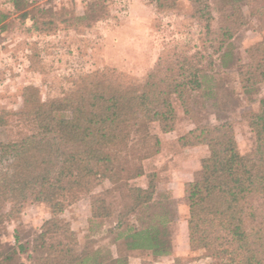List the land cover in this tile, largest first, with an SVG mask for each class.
<instances>
[{
    "label": "trees",
    "instance_id": "16d2710c",
    "mask_svg": "<svg viewBox=\"0 0 264 264\" xmlns=\"http://www.w3.org/2000/svg\"><path fill=\"white\" fill-rule=\"evenodd\" d=\"M28 1L11 0L16 9ZM189 1L204 29L202 48L165 52L141 81L114 70H96L54 99L40 100L36 90L24 88L19 114L32 127L16 140L0 142L8 161L0 172V207L5 193L10 202L6 212L0 211V224L27 202L46 203L51 217L30 245L21 243L17 234L14 246L3 249L0 241V264H127L125 254L131 250L151 252L155 263L171 253L174 238L169 225L177 217L171 203L154 200L156 174H145L141 165L142 159L158 152L160 143L148 124L156 122L162 133L172 131L177 120L174 103L189 112L188 100L201 89L213 56L221 67L229 66L230 41L247 23L244 8L264 30V0H220L222 23L217 28L211 26L210 0ZM27 14L21 11L20 18ZM5 18L0 11V23ZM82 19L85 16L71 21ZM32 26L37 29L34 22ZM245 52L248 61L237 66L239 82L248 92L264 87V41ZM244 117L254 138L251 153H240L229 120L196 124L177 138L183 148L208 149L200 160V173L187 183L185 222L189 250L203 251L212 264H264V96L258 110ZM6 123L0 113V126ZM140 141H150L151 151L133 152L131 145ZM143 176L145 186L130 183ZM104 180L112 185L105 192L117 193L122 203L110 230L112 247L93 249L87 242L78 250L73 229L59 214ZM109 208L103 195L90 200L92 218L109 216ZM142 209H152L148 219H127ZM22 253L25 262L16 260Z\"/></svg>",
    "mask_w": 264,
    "mask_h": 264
},
{
    "label": "rangeland",
    "instance_id": "374dc122",
    "mask_svg": "<svg viewBox=\"0 0 264 264\" xmlns=\"http://www.w3.org/2000/svg\"><path fill=\"white\" fill-rule=\"evenodd\" d=\"M214 19L211 26L221 25L222 5L220 0H210ZM23 7V9H21ZM14 8L11 0H0V11L6 18L0 23V113L7 123L0 126V142L16 140L30 131L29 119L19 114L23 105L25 87L36 91L40 100L54 99L70 91L80 77L96 70H114L133 80L141 81L165 52H193L203 46V27L193 14L189 0H29L25 6ZM227 5L223 9L227 10ZM94 9V12L90 10ZM21 11H27L24 19ZM247 23L230 41L231 56L226 57L228 67H221L219 58L213 56V66L205 71L200 90L191 93L188 113L175 102L177 120L172 131L164 134L158 124H148L151 135L159 138L158 152L141 160L144 173L154 172L155 201L171 203L176 221L169 225L173 238L183 241L186 234L185 219L188 215L186 200L188 170L196 169L192 178L200 173L197 156L208 151L201 147L184 148L177 138L196 124H217L223 120L233 123L240 153H251L254 138L244 114L256 112L259 100L264 96V87L255 86L246 92L239 82L240 63L247 62L245 50L259 41H264V30H259L256 17L248 15ZM85 19L71 21L73 17ZM33 22L37 29L33 28ZM111 72V71H109ZM30 88V89H31ZM210 91V92H209ZM29 92V91H28ZM161 143H164L161 144ZM161 145L163 146L161 149ZM133 152L151 151V142H139ZM8 161L0 152V172ZM191 178V180H193ZM146 183L145 177L131 181L132 185ZM112 185L104 180L89 195L66 207L59 218L72 228L77 240V249L88 242L93 249L112 247L110 232L117 222L116 213L122 207L117 193H106ZM8 193L1 201V212L10 207ZM103 195L110 205L107 217L92 218L90 200ZM142 212V213H140ZM152 209L140 210L127 219H148ZM51 217V208L46 203L27 202L19 213L0 224L2 248L14 246L15 234L21 243H30L41 225ZM186 253V254H184ZM176 258L155 259L157 264H212L211 257L203 251H180ZM26 254L17 255V261L25 262ZM145 264H155L146 260Z\"/></svg>",
    "mask_w": 264,
    "mask_h": 264
},
{
    "label": "crops",
    "instance_id": "0c3cea01",
    "mask_svg": "<svg viewBox=\"0 0 264 264\" xmlns=\"http://www.w3.org/2000/svg\"><path fill=\"white\" fill-rule=\"evenodd\" d=\"M164 134H167V133H164ZM164 145V143H161ZM202 145H199V146H194V147H184L183 150H186V149H189V148H195L197 149L198 147H201ZM162 145H161V149H162ZM203 151V153H201L200 155L197 156V160H198V163L200 164V160L206 156L207 152L206 150H201ZM192 159V157H188V161H190ZM188 161H187V165H185V170H187L186 172V175H187V178L186 179H182L180 178L181 182H189L191 181V178L193 176V173L196 169H191V170H188ZM144 177V176H143ZM140 179V178H139ZM193 179V178H192ZM146 183L142 182L140 184V186H145ZM174 241V247L171 251V253L167 256H162V257H159V258H176V254L179 253L180 251H183V252H188L190 251L189 248H188V242H187V234H184V237H183V241H178L176 238L173 240ZM114 256L116 257V253L115 251L113 252ZM186 254V253H184ZM125 256L127 257V264H145L146 263V260H154V257L151 255V252L149 251H141V250H131V251H128ZM159 258H156V259H159ZM155 264H157V262H155Z\"/></svg>",
    "mask_w": 264,
    "mask_h": 264
}]
</instances>
